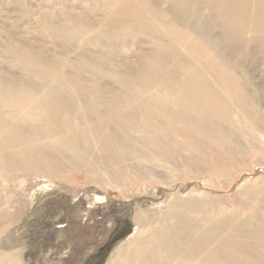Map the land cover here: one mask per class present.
Wrapping results in <instances>:
<instances>
[{"label":"rangeland","instance_id":"1","mask_svg":"<svg viewBox=\"0 0 264 264\" xmlns=\"http://www.w3.org/2000/svg\"><path fill=\"white\" fill-rule=\"evenodd\" d=\"M258 25L264 0H0V83L8 77L19 96L57 98L61 128L78 139L72 146L64 131H31L46 168L0 170V254L16 264H109L153 230L203 231L236 217L253 230L251 261L264 264ZM35 118L30 125L60 126ZM107 141L123 152L124 163L107 166L113 175L76 156L88 145L100 154Z\"/></svg>","mask_w":264,"mask_h":264},{"label":"bare ground","instance_id":"2","mask_svg":"<svg viewBox=\"0 0 264 264\" xmlns=\"http://www.w3.org/2000/svg\"><path fill=\"white\" fill-rule=\"evenodd\" d=\"M258 26L260 27V29L262 31H264V28H262L260 25H258ZM242 30L246 31L245 29H242ZM6 79H7V83H0V170L1 171H9V172L10 171H14V172H18V173H20V172H22V173L24 172L25 173L28 169H31V168L32 169H36V170L37 169L38 170L39 169L44 170V168H46L45 163H44V161L42 162L41 159L36 158V154H37L36 151L37 150H35L32 145H29L30 144V140H33V139L32 138L30 139L29 138L30 135H29V137L27 135L30 134V132L34 131V130L35 131L37 130V132H39L40 135H41V133H40L41 131H43L44 134L45 133H47V134L48 133H54V131L55 132H57V131L63 132L64 131L66 133V131L61 128V124L60 123H61L62 120H60V123L58 121L59 120L58 117H60V114H59V107L60 106L57 107L58 99L55 98V99L51 100L52 99L51 98L52 96H51V97H49V98H51L50 99L51 101L46 103L47 100L45 101V98H44V100L33 99L34 97L32 98L31 94L29 95V94H26V93H22L21 96H19V95L16 94L18 92V90H17V85L15 84V81L10 80L8 77H6ZM125 82H127V81H125ZM130 85L131 84H129V86ZM129 86H126V87L128 88ZM138 89H141V88H138ZM136 90L137 89H135V91ZM138 91H141V90H138ZM31 92H29V93H31ZM33 95H35L34 92H33ZM139 96H141V95H139ZM139 96H135V97H139ZM196 96H195V98H196ZM213 96H216V95H213ZM208 97L210 98V96H208ZM198 98H197V100H198ZM214 100H215V97H214ZM44 101H45V103H44ZM192 101H194V100H192ZM136 102L138 103V101H136ZM200 102H201V99H200ZM210 103H211V101H210ZM43 105H45V106H43ZM83 105L86 106V104H84V103H83ZM66 106H69V105L67 104ZM71 106H69V109H70ZM75 106H77V105H75ZM145 106L148 108V105L145 104ZM145 106L144 105L142 106L143 107L142 108L143 112H144V107ZM211 106H213V105H211ZM83 107L84 106H82V108ZM146 107H145V109H146ZM194 107H196V106L193 105L192 109H195ZM82 108H81V110L84 109V108L83 109ZM89 108H91V107H89ZM66 109H67V107H66ZM151 109L152 108H150L149 110H151ZM141 110H137L136 112H138V111L140 112ZM73 111H74V109H73ZM91 111L93 112V109ZM145 111L147 112V110H145ZM153 111H155V110L153 109L151 112H153ZM87 112L85 113L86 115H88ZM131 112L135 113L134 111H131ZM101 113H103V112H101ZM122 113H121V115H122ZM149 113H150V111H149ZM38 114L39 115L42 114V117L44 119H46V121H48L49 123L50 122L51 123L55 122V123H57L56 126H58V125H60V126L52 129V128H49V125L46 126V127H41V128H40V126H36L35 125L36 126L35 127L34 125H30L29 122L36 121L35 117H37ZM66 114H68V113H66ZM69 114H70V112H69ZM94 114L92 113V115H94ZM103 114H105V113H103ZM139 114H141V113H139ZM144 114H146V113L144 112ZM150 114H152V113H150ZM76 115H78V113ZM92 115L90 114L91 117H92ZM109 115H111V114H109ZM109 115H108V117H109ZM132 115H134V114H132ZM90 116H89V119L91 118ZM117 116H119V114ZM127 116H129V112H128ZM127 116H126V118H127ZM144 116H146V118H147V114L144 115ZM144 116H142L140 118L141 119H143V118L145 119ZM152 116H153V114L151 115V117ZM76 117H79V116H76ZM122 117H123V115H122ZM133 117H131V118L133 119ZM157 117L158 116H157V113H156V118ZM79 118L81 119V117H79ZM131 118H129V119H131ZM156 118H155V120H156ZM41 119H39V120L41 121ZM73 119H74L73 121H75L76 118L74 117ZM92 119H93V117H92ZM96 119H98V118H96ZM132 119H131V123H135V122H133ZM141 119H139L138 121H140ZM68 120H70V118H68ZM86 120L88 121V118ZM86 120L85 121L83 120V121L86 123L87 122ZM106 120L108 121L109 119H106ZM117 120L120 121V123L122 122L121 120L116 118L115 121H117ZM127 120H128V118H127ZM64 121H66V120L64 119ZM90 121H92V120H90ZM134 121H137V120L135 119ZM37 122H38V120H37ZM97 122L99 123L98 120H97ZM125 123L127 124V122H125ZM157 123H158V120H157V122L155 124L156 126H157ZM160 123H161V120H160ZM37 124H39V122ZM40 124L42 125V121H41ZM43 124L45 125V123H43ZM78 124H80V122ZM78 124H76L77 128H78ZM115 124L117 125V122H115ZM81 125H82V123H81ZM88 125H87V127H88ZM130 125L132 126V124H130ZM142 125H143V122H142ZM68 126H69V124H68ZM83 126H85V124ZM83 126H82V128H83ZM106 126L108 127L109 125L107 124ZM144 126H145V124H144ZM159 126H157V127L160 128L162 126V124H161L160 127ZM92 127H93V124H92ZM110 127H111V125H110ZM113 127H114V125L112 126V128ZM157 127H155V129H157ZM80 128H81V126H80ZM70 129H72L71 126H69V130ZM121 129L123 131V128H121ZM147 129L144 132L148 131ZM90 130H91V127H90ZM94 130H96V129H94ZM117 130L118 131H116V130L115 131L116 132H120V133L122 132V131H119V129H117ZM125 130H128V128H126ZM140 130L141 129H139L138 131H140ZM131 131H130V134L133 133L134 130H131ZM138 131L135 130L134 132H137L139 134ZM68 132L70 133V131H68ZM71 132H72V130H71ZM74 132H72V133H74ZM86 132H88V130ZM86 132L83 133V134H85V136H87ZM89 132H91V131H89ZM101 132H103V131H101ZM112 132H113V130H112ZM125 132L127 134V131H125ZM154 132H156V131L154 130ZM76 133H78V132H76ZM109 133H111V132L109 131ZM67 134L68 133H66V135H63V136L68 137ZM80 134H81V132H80ZM88 134L90 135V133H88ZM122 134H123V132H122ZM136 134H134V135H136ZM142 134H144V133H142ZM24 135L27 136L28 139L27 138L25 139ZM112 135H114V134H112ZM123 135H125V134H123ZM127 135H125V136H127ZM50 137H51V135H50ZM71 137H73L72 134H71ZM71 137H68L67 138L68 140H64V141L68 142V144L71 145L72 142L75 139V138L72 139ZM103 137H104V134H103ZM110 137H112V136H110ZM115 137H117V136H115ZM43 138L45 139L46 137H43ZM77 138H79V137H77ZM92 138H93V135H92ZM100 138H102V137H100ZM39 139H40V137H39ZM129 139H131V138H129ZM79 140L82 141L81 139H79ZM107 140H109V139H107ZM76 141H78V139ZM100 141H98V142H100ZM32 142L35 143L37 141L33 140ZM116 142L119 144L118 141H116ZM116 142H115V144H116ZM47 143H45V144H47ZM57 143H59V142H57ZM75 143H77V142H75ZM85 143H87V142L85 141ZM101 143L102 142H100V145H102ZM110 143H112V142L107 141L105 143V145H103V147L98 145V147H100V149L102 150L101 151L99 148H96L98 151L99 150L101 151V152H99L100 154H98V153L94 154L93 153L94 150L88 149V147H89V145H88L87 149H84L86 146L82 150L80 149V154L77 153L79 151L78 150L76 152L78 155H76V156H79L77 158H80L82 161L83 160H89L87 165H90L93 169H95V171L97 169L98 172L100 170H102V169H107V166L109 168H111L110 167L111 165L113 166V165H116V164H119V163L121 164L122 162L124 163V158L120 154L122 151L120 153H118V155H117L116 152L113 153L114 152L113 148H115V146H113L114 144H112V146L111 145L109 146ZM80 144H81V142H80ZM82 144H84V142ZM78 145L79 144H77V146ZM30 146H32V148ZM72 146H74V145L72 144ZM117 147H118V145H117ZM66 148H65V150H66ZM79 148H80V145L78 146V149ZM50 149H52V148H50ZM96 149H95V151H96ZM106 149H108V151H107L108 154L105 151ZM118 149H119V147H118ZM125 153L127 154V152H125ZM71 156H73V155H71ZM71 156H70V158H71ZM90 160H91V164H90ZM126 160H128V158ZM109 168L107 170H109ZM93 169H90V170H93ZM114 169H112V170H114ZM110 170H109L110 175H113L114 171L112 172ZM109 172H106V174L109 173ZM117 172L115 171V173H117ZM99 173H101V172H99ZM118 173H119L118 175L120 176L121 172H118ZM118 175H117V178H118ZM108 176H109V174H108ZM237 218H238V216H237ZM244 225H246V224H244ZM244 225L239 220H237L236 217H235V218L229 219L227 221L219 222L213 228L208 229V230H203V231L200 230V229H192L190 231L183 230V229H179L178 230V229H175L176 227H174V226H173L174 228L172 226H166V227H164L162 229L153 230L151 233H149V237H147L145 239H142V238L138 239L135 243H133V244L127 246L125 249L119 251L117 256L114 259H112L109 262V264H124V262H126L127 264H254L253 261H251V260H252L253 257H256V255H258L259 251L255 250L254 248H249L251 245L254 246V243H251V241H253V239H255V238H253V239L251 238V241L249 240L250 242L246 241V238L250 237L249 233L251 231H253V230L248 232L249 230H245L244 229L245 228ZM175 226H177V225H175ZM229 231H232V233H230V234L227 233ZM141 245L143 247H146V248H144L146 251H144V250L140 251L141 250L140 247H142ZM159 250L162 251V253H163L162 255H159V253H158ZM243 252H244L245 255L243 254ZM12 255H13V253L0 254V260H1L2 264H7L8 262L15 263L16 259L14 260V257ZM248 256L250 257L249 261L247 260ZM11 258H13V260H11Z\"/></svg>","mask_w":264,"mask_h":264},{"label":"trees","instance_id":"3","mask_svg":"<svg viewBox=\"0 0 264 264\" xmlns=\"http://www.w3.org/2000/svg\"><path fill=\"white\" fill-rule=\"evenodd\" d=\"M121 223H122V222H121ZM117 241H118L117 239H115V240H112V239H111V240L109 241L108 245H110V246H111V245H114V244L117 243ZM108 245H107V246H108ZM99 257H100V256H98L97 258H99ZM87 264H90V262L87 263Z\"/></svg>","mask_w":264,"mask_h":264},{"label":"crops","instance_id":"4","mask_svg":"<svg viewBox=\"0 0 264 264\" xmlns=\"http://www.w3.org/2000/svg\"><path fill=\"white\" fill-rule=\"evenodd\" d=\"M0 264H2L1 260H0ZM7 264H16V262L15 263L8 262Z\"/></svg>","mask_w":264,"mask_h":264},{"label":"flooded vegetation","instance_id":"5","mask_svg":"<svg viewBox=\"0 0 264 264\" xmlns=\"http://www.w3.org/2000/svg\"><path fill=\"white\" fill-rule=\"evenodd\" d=\"M119 231V230H118ZM118 231H117V233H118Z\"/></svg>","mask_w":264,"mask_h":264}]
</instances>
